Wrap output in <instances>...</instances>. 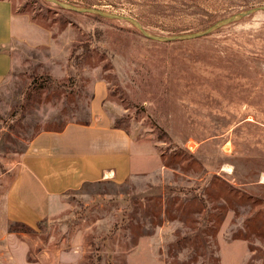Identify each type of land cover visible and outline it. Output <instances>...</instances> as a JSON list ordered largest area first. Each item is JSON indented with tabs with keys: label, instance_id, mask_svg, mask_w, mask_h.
Wrapping results in <instances>:
<instances>
[{
	"label": "rangeland",
	"instance_id": "obj_1",
	"mask_svg": "<svg viewBox=\"0 0 264 264\" xmlns=\"http://www.w3.org/2000/svg\"><path fill=\"white\" fill-rule=\"evenodd\" d=\"M13 1L48 44L6 47L14 63L0 83V172L47 125L87 122L97 79L108 87L111 125L143 151H134L125 180L64 193L34 227L0 216V264H264V10L206 35L160 41L125 20ZM65 1L134 17L167 36L264 5ZM83 42L90 50L74 65ZM49 76L56 84L44 87Z\"/></svg>",
	"mask_w": 264,
	"mask_h": 264
},
{
	"label": "crops",
	"instance_id": "obj_2",
	"mask_svg": "<svg viewBox=\"0 0 264 264\" xmlns=\"http://www.w3.org/2000/svg\"><path fill=\"white\" fill-rule=\"evenodd\" d=\"M36 26L28 14L15 10L13 0H0V83L13 67L14 57L6 48L13 40L28 46L48 44ZM107 95L106 81L97 79L87 122L47 125L0 172V216L5 223L34 227L56 212L64 193L105 178L123 181L133 172L134 151L143 150L126 130L111 125L103 110Z\"/></svg>",
	"mask_w": 264,
	"mask_h": 264
},
{
	"label": "water",
	"instance_id": "obj_3",
	"mask_svg": "<svg viewBox=\"0 0 264 264\" xmlns=\"http://www.w3.org/2000/svg\"><path fill=\"white\" fill-rule=\"evenodd\" d=\"M47 1L55 3L62 8L81 12V13L97 14V15H102L104 17L111 18V19H119V20L128 21V22L132 23L137 29H139L146 37H149L152 39H157L160 41H170V40H176V39H188V38H192V37L206 35V34L212 32V31H215L216 29H218V28H220V27H222V26H224V25H226L232 21L239 20L248 14L254 13V12L259 11V10H264V5L252 7V8L237 12V13L229 16V17H226V18L216 22L215 24L211 25L209 28L199 30L196 32H191V33H181V34H175V35L167 36V35L155 34L151 31H149L148 29H146L143 26V24L139 20H137L134 17L128 16V15L119 14V13L107 11V10H104L101 8L92 7V6H80V5H76L73 3H69L65 0H47Z\"/></svg>",
	"mask_w": 264,
	"mask_h": 264
},
{
	"label": "trees",
	"instance_id": "obj_4",
	"mask_svg": "<svg viewBox=\"0 0 264 264\" xmlns=\"http://www.w3.org/2000/svg\"><path fill=\"white\" fill-rule=\"evenodd\" d=\"M82 49H83V51L81 52V53H78L77 52V48L76 47H74V49H73V52H72V54L74 55V62H75V64L74 65H79L81 62H82V60L85 58V56L87 55V53L89 52V46H88V44L86 43V42H83L82 43ZM48 80H50L51 81V84H48V85H44V87H48V86H51L52 85V83L55 85L56 84V82L52 79V77H48ZM14 115H16V113L14 114ZM21 225V226H23V227H26L27 225L26 224H24V223H21V222H11V225ZM10 230L11 231H14V230H16V229H14V228H12V226L10 227ZM18 231H20V230H18Z\"/></svg>",
	"mask_w": 264,
	"mask_h": 264
}]
</instances>
